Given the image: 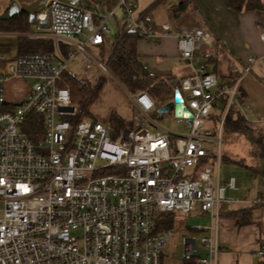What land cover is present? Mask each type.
Instances as JSON below:
<instances>
[{"label": "built area", "instance_id": "obj_1", "mask_svg": "<svg viewBox=\"0 0 264 264\" xmlns=\"http://www.w3.org/2000/svg\"><path fill=\"white\" fill-rule=\"evenodd\" d=\"M116 9L125 29L143 39L176 38L180 57L192 67L171 95L178 92L189 114L171 111L185 133L160 127L151 116L152 96L139 88L126 90L134 112L129 128L76 121L78 109L59 84L61 75L73 72V61L92 82L111 75L100 47L111 39L107 20ZM133 9L130 0L105 12L82 1L47 0L23 36L49 40L52 49L0 56L7 62L0 72V264H161L171 237L164 220L176 213L211 219L200 226L207 234L199 244L184 239L183 264H217V207L227 199L226 187L237 188L233 177L218 180L221 141L229 107L241 108L240 76L227 87L206 62H196L202 48L215 46L204 23L155 29ZM260 37L264 49V30ZM254 61L247 59L242 74ZM24 79L30 84L8 98L6 84ZM222 96L227 101L219 109Z\"/></svg>", "mask_w": 264, "mask_h": 264}, {"label": "crops", "instance_id": "obj_2", "mask_svg": "<svg viewBox=\"0 0 264 264\" xmlns=\"http://www.w3.org/2000/svg\"><path fill=\"white\" fill-rule=\"evenodd\" d=\"M10 1L0 0V13ZM117 1L110 0L109 6L106 7L100 0H90V5L105 12L115 6ZM130 1L134 4L133 15L139 16V13L155 0ZM179 1L162 0L153 4L150 13L155 29L167 22L174 28L191 27L199 23L207 25L214 35L215 46L212 49L202 48L196 55V62H206L208 69L218 77L227 75L230 71L237 75L236 79L240 76L237 85L238 95L240 94L242 99L239 101L241 108L238 110L253 128L262 133V141L257 149L248 135L235 132L242 134L250 142L248 161L247 158H232L238 165L232 166V172H227V178L223 180L220 178L219 164V182L225 184L233 177L237 188L226 187L227 199L217 207L216 239L218 247H221L217 254V264H264V253L261 256L257 253L260 247L264 246V159L261 156V153H264V49L260 37L261 31L264 30V10L236 12L228 6L227 0H196L198 10H192L189 6L177 20L172 21L169 9ZM261 1L264 3V0ZM163 16L166 20L162 22ZM111 18L115 30L123 24L121 10L116 9L114 17ZM136 49L139 60L153 75L173 76L180 80L192 70L187 61L180 57L173 35H165L157 41L139 39ZM250 56L255 57L251 70L242 74V67ZM213 176H216L215 169ZM257 198L262 201L256 202ZM201 215L206 218L205 223L211 220L209 213ZM196 229L202 230L200 226Z\"/></svg>", "mask_w": 264, "mask_h": 264}, {"label": "trees", "instance_id": "obj_3", "mask_svg": "<svg viewBox=\"0 0 264 264\" xmlns=\"http://www.w3.org/2000/svg\"><path fill=\"white\" fill-rule=\"evenodd\" d=\"M82 0H78L81 2ZM110 0H100V2L108 7ZM162 0H155L150 6L146 7L139 13L141 21L150 28H155L151 20L150 9L153 4L159 3ZM87 6L91 7L90 0L83 1ZM228 6L236 12L244 10H264V3L261 0H227ZM198 10L196 0H180L176 5L169 9V16L172 21L177 18L188 8ZM32 24L28 21V15L19 11L9 19L0 20V30L10 31H29ZM139 39H143L141 34L135 30L127 31L123 24L117 27L114 36L103 43L100 47V56L106 59V65L110 73L128 90L135 89L146 90L153 98L156 106L168 102L172 95L174 87L179 85L180 80L173 76L160 77L148 72L145 66L138 58L136 44ZM20 51L22 52H46L52 49V44L49 40L40 38H20ZM106 55V56H105ZM203 56H206L203 54ZM236 74L229 72L227 75L219 76L220 84L231 87L236 79ZM104 76L99 77L95 86L90 85V82L83 77L82 74L64 71L61 75L59 84L67 87L70 91L71 100L76 104L78 112L76 121H79L88 115V106L95 100L100 87L103 84ZM239 89V87H237ZM162 95V96H161ZM160 96V97H159ZM241 101L240 94L237 96ZM227 101V98L222 96L220 99V108ZM105 124L111 126L114 131H120L131 126V120L124 118L115 111L110 113L105 118ZM234 131L248 135L250 140L259 149L262 141V133L253 128L246 118L235 107H229L224 119L223 132ZM264 159V153H261ZM172 224L171 215L164 220V227L169 228Z\"/></svg>", "mask_w": 264, "mask_h": 264}, {"label": "rangeland", "instance_id": "obj_4", "mask_svg": "<svg viewBox=\"0 0 264 264\" xmlns=\"http://www.w3.org/2000/svg\"><path fill=\"white\" fill-rule=\"evenodd\" d=\"M161 18L162 22L166 20L164 16ZM107 24L109 26L107 35L112 38L115 33V27L112 23V18L107 20ZM30 30L32 31V29ZM26 32L29 31L19 32L0 30V56L11 57L17 54L20 51V38L25 37L23 35H25ZM6 63V61L0 59V72L5 70ZM70 67V69H72L74 73L82 74L77 68L76 61H73ZM82 75L90 82V85L92 86H95L99 80L96 79L95 82H92L91 77L84 74ZM30 82V79L8 82L6 84V96L8 98L16 97L17 92L19 90H23V88L29 85ZM126 90L127 89L117 80L114 75H112V73L111 75H105L103 84L100 87L95 100L88 106L87 117L93 120H100L104 122L110 111H115L122 115L124 118L131 119L134 112L130 105ZM168 101H172L171 97H169ZM219 109L215 110L214 113L217 115V117L220 114ZM154 119L160 127H163L170 132H186L185 125L177 123L172 117L171 111L162 113L161 115H157L156 117H154ZM149 127L152 130L158 128L152 125H149ZM159 130L164 131L163 129ZM250 146V142L242 134L235 132L222 133V158L220 161L219 171L221 180L227 178L226 173L231 171L230 169H232V166L238 165L232 161V158H247L248 161V157L250 156L249 150L251 149ZM171 218L172 224L169 227L171 229V237L168 241L167 251L164 255H162L161 264H183L182 253L184 239L187 237H191L194 238L199 244L200 238L207 233L200 229H196V227L201 226L203 223H205L206 218L202 217V215L189 216L182 213L171 215ZM219 248L221 247H218V251Z\"/></svg>", "mask_w": 264, "mask_h": 264}, {"label": "water", "instance_id": "obj_5", "mask_svg": "<svg viewBox=\"0 0 264 264\" xmlns=\"http://www.w3.org/2000/svg\"><path fill=\"white\" fill-rule=\"evenodd\" d=\"M47 0H32L30 2H18L17 0H11L6 9L0 13V20L9 19L14 14L18 13L19 11H23L28 15L29 23H33L35 13L41 12L46 4ZM67 3L74 4L77 0H63ZM178 110H181L186 115H189L185 112V108L180 103V96L177 91L173 96L172 101H168L164 104L155 106L153 112L151 113L152 117L157 115H161L162 113H167L173 111L176 115L178 114Z\"/></svg>", "mask_w": 264, "mask_h": 264}]
</instances>
